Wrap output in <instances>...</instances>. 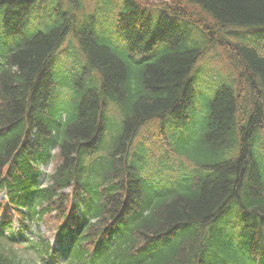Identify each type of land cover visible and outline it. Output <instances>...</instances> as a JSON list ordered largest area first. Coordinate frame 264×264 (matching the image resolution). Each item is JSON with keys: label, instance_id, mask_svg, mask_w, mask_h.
Returning a JSON list of instances; mask_svg holds the SVG:
<instances>
[{"label": "trees", "instance_id": "1", "mask_svg": "<svg viewBox=\"0 0 264 264\" xmlns=\"http://www.w3.org/2000/svg\"><path fill=\"white\" fill-rule=\"evenodd\" d=\"M90 2L0 0V264H264V0Z\"/></svg>", "mask_w": 264, "mask_h": 264}, {"label": "rangeland", "instance_id": "2", "mask_svg": "<svg viewBox=\"0 0 264 264\" xmlns=\"http://www.w3.org/2000/svg\"><path fill=\"white\" fill-rule=\"evenodd\" d=\"M85 2H87L86 3L87 8L88 9H91L92 6L90 4L91 3L90 0H87V1L85 0ZM216 54H217V52H216ZM215 57L216 56H212V55L209 56V58H207V60H205L204 62H202L200 64V67L198 66V69L199 70H204V65H205L206 62H208L211 66H214L215 68H218L220 66L219 61L221 62V59L220 60L219 59L218 60L217 59H214ZM209 75H212V72L209 69H207L204 72V81H202V83H201V84H204V86L202 87V89H204V90H207V86H206L207 84H209V86L211 85L210 90H213V87L215 88L216 84H218V81L217 80H215V82H212L211 79H209ZM204 103H205V101L202 100V99L197 100V104H198L197 105V112H196L197 117H196V119L194 121V125L192 126L193 137L194 136L198 137V135L202 131L203 122H204V115H205V113H204L205 104ZM198 138H194V139L197 140ZM196 144H197V142L194 141L193 144H192V146L193 145H196ZM52 168H53V166L50 165V166H48V167L45 168V171L47 173L48 172L50 173L52 171ZM0 197H2V194L0 195ZM17 224H18L17 221H15L14 222V226L15 227H18ZM41 230H42V232L46 233V227L45 226H42L41 227Z\"/></svg>", "mask_w": 264, "mask_h": 264}]
</instances>
